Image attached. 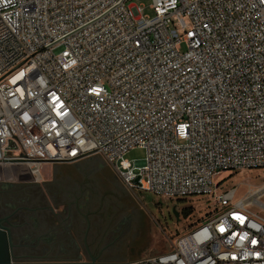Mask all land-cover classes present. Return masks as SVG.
<instances>
[{
  "label": "built area",
  "instance_id": "built-area-1",
  "mask_svg": "<svg viewBox=\"0 0 264 264\" xmlns=\"http://www.w3.org/2000/svg\"><path fill=\"white\" fill-rule=\"evenodd\" d=\"M150 1L0 0V169L98 156L131 192L208 199L122 264H264V181L216 182L264 170V0Z\"/></svg>",
  "mask_w": 264,
  "mask_h": 264
},
{
  "label": "flooded vegetation",
  "instance_id": "flooded-vegetation-1",
  "mask_svg": "<svg viewBox=\"0 0 264 264\" xmlns=\"http://www.w3.org/2000/svg\"><path fill=\"white\" fill-rule=\"evenodd\" d=\"M86 161L51 164V177L42 176L39 181L25 174L27 169L20 171L22 167L15 166V177L29 181L0 177V220L9 234L14 262L112 264L111 252L123 255L120 249L106 251L103 245L108 234L117 235L119 229L104 234L95 222L91 223L93 203L87 198L86 184L76 182L84 179L82 167ZM8 169H0V176L8 174ZM73 181L75 186L71 185ZM97 230L99 233L93 238L92 233ZM112 239L116 244L117 240Z\"/></svg>",
  "mask_w": 264,
  "mask_h": 264
},
{
  "label": "rangeland",
  "instance_id": "rangeland-1",
  "mask_svg": "<svg viewBox=\"0 0 264 264\" xmlns=\"http://www.w3.org/2000/svg\"><path fill=\"white\" fill-rule=\"evenodd\" d=\"M132 3L143 7L145 15L152 16V12L148 8L150 0H133ZM144 157V151L135 148L128 152L125 159L134 165L135 162H142ZM86 162V166L82 167V171L85 173L84 179L76 182L77 184L81 182L86 184L87 198L93 203L90 208L91 223L95 222V227L98 230L99 228L104 230V234H108L115 228L119 229L117 235L108 234L111 241L110 239L109 241L105 240L107 242L103 244L106 251L109 248H113L115 251L120 249L123 254L119 256L117 253L111 252L109 257L112 264L142 260L171 252L172 245L169 238L178 233L183 234L201 221L210 210L207 206L208 199L204 197L169 201L150 194L131 192L102 158L92 156ZM8 168V174L0 176L2 180L29 181L27 178L15 177L17 176L14 174L13 168L15 167L9 166ZM22 168L19 170L25 171L24 167ZM52 173L51 164L42 166L43 178H50ZM221 181H224L222 188L225 190L238 187L237 195L241 196L249 190L250 185L258 187L263 183L264 170H242L235 174L231 171L223 172L217 177L216 182ZM74 183L75 181L71 182V185L75 186ZM184 210L190 212L189 217L185 218ZM98 230L92 233L93 238L99 233ZM112 237L117 240L116 244Z\"/></svg>",
  "mask_w": 264,
  "mask_h": 264
},
{
  "label": "water",
  "instance_id": "water-1",
  "mask_svg": "<svg viewBox=\"0 0 264 264\" xmlns=\"http://www.w3.org/2000/svg\"><path fill=\"white\" fill-rule=\"evenodd\" d=\"M177 216V214H176ZM0 264H21L16 263L11 257V242L7 230L2 226L0 220ZM59 264H83V263H59Z\"/></svg>",
  "mask_w": 264,
  "mask_h": 264
},
{
  "label": "trees",
  "instance_id": "trees-1",
  "mask_svg": "<svg viewBox=\"0 0 264 264\" xmlns=\"http://www.w3.org/2000/svg\"><path fill=\"white\" fill-rule=\"evenodd\" d=\"M178 201H180V200H178ZM183 213H184L185 218L189 217V215H190V212L188 210H184Z\"/></svg>",
  "mask_w": 264,
  "mask_h": 264
},
{
  "label": "crops",
  "instance_id": "crops-1",
  "mask_svg": "<svg viewBox=\"0 0 264 264\" xmlns=\"http://www.w3.org/2000/svg\"><path fill=\"white\" fill-rule=\"evenodd\" d=\"M109 239H110V238H109L108 236L105 238V240H107V241H109ZM105 240H104V242L106 243L107 241H105ZM124 262H125V261H124ZM122 263H123V262H122ZM122 263H120V264H122Z\"/></svg>",
  "mask_w": 264,
  "mask_h": 264
}]
</instances>
